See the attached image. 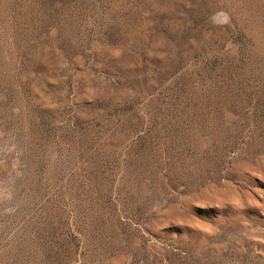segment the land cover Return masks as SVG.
Instances as JSON below:
<instances>
[{
	"label": "rangeland",
	"instance_id": "374dc122",
	"mask_svg": "<svg viewBox=\"0 0 264 264\" xmlns=\"http://www.w3.org/2000/svg\"><path fill=\"white\" fill-rule=\"evenodd\" d=\"M0 264H264V0H0Z\"/></svg>",
	"mask_w": 264,
	"mask_h": 264
}]
</instances>
